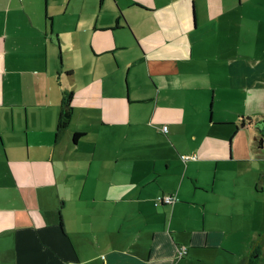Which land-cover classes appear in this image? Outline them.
Segmentation results:
<instances>
[{
  "label": "crops",
  "instance_id": "crops-1",
  "mask_svg": "<svg viewBox=\"0 0 264 264\" xmlns=\"http://www.w3.org/2000/svg\"><path fill=\"white\" fill-rule=\"evenodd\" d=\"M0 264H264V0H0Z\"/></svg>",
  "mask_w": 264,
  "mask_h": 264
},
{
  "label": "built area",
  "instance_id": "built-area-1",
  "mask_svg": "<svg viewBox=\"0 0 264 264\" xmlns=\"http://www.w3.org/2000/svg\"><path fill=\"white\" fill-rule=\"evenodd\" d=\"M163 131H166L167 127L166 126H162ZM181 159L183 161H187L190 159H195L196 155L195 154H182L180 155ZM177 200V197L175 195H170V194H166V195H159L155 198L154 200V204L155 205H159V204H172L173 202H175ZM177 253L179 256H182L186 253V247H180L177 250Z\"/></svg>",
  "mask_w": 264,
  "mask_h": 264
},
{
  "label": "rangeland",
  "instance_id": "rangeland-1",
  "mask_svg": "<svg viewBox=\"0 0 264 264\" xmlns=\"http://www.w3.org/2000/svg\"><path fill=\"white\" fill-rule=\"evenodd\" d=\"M57 44V51H58V53H59V51H60V47H63L64 45H60L58 42L56 43ZM62 51V50H61ZM67 53L65 52L64 54H62V57H59L58 56V62L59 63H61L62 61H64L65 63L66 62H68V61H70V59L69 58H67ZM142 73L141 72H139V77H141L142 75H141ZM123 87H124V90H125V97H127V90H126V81L124 80V82H123ZM97 116H99V115H97ZM92 128L93 129H95V130H99L101 133H103V136L105 137L106 136V134H107V130H108V128L109 127H105V126H92ZM117 128H119V126H114L113 127V129L112 130H116ZM106 142L105 141H103V145L105 144Z\"/></svg>",
  "mask_w": 264,
  "mask_h": 264
},
{
  "label": "trees",
  "instance_id": "trees-1",
  "mask_svg": "<svg viewBox=\"0 0 264 264\" xmlns=\"http://www.w3.org/2000/svg\"><path fill=\"white\" fill-rule=\"evenodd\" d=\"M71 92L68 93L65 97H63L62 101H61V109L64 110L68 113L69 109H70V100H71ZM63 115V111L60 114L59 117V121H58V128L62 129L66 126L67 122L64 119ZM79 135V133H75L74 134V139L76 138V136Z\"/></svg>",
  "mask_w": 264,
  "mask_h": 264
}]
</instances>
